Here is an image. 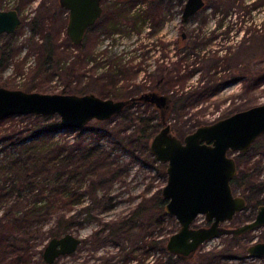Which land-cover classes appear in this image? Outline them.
Segmentation results:
<instances>
[{
	"label": "rangeland",
	"instance_id": "rangeland-1",
	"mask_svg": "<svg viewBox=\"0 0 264 264\" xmlns=\"http://www.w3.org/2000/svg\"><path fill=\"white\" fill-rule=\"evenodd\" d=\"M185 2L173 0L172 10L169 6L162 7L163 14L167 15L161 28L162 42L169 43L177 37L178 45L176 54L168 62L165 53L167 51L170 57V50L163 46L159 61L171 66L173 84L162 87V91L172 93L167 122L180 138L201 124L264 103V0H209L212 5L188 21L182 17ZM1 4L5 9L17 8L22 23L15 32L0 36V86L46 93H94L118 100L153 88L163 74V70H155L159 50L151 54L143 67L139 66L143 58L137 45L149 40V25L139 22L147 6L134 10L124 2L104 1L109 17L117 10L118 19L112 24L117 25L122 34L116 33L108 40L103 31L99 38L89 31L80 50L67 35L68 13L59 0H1ZM137 25L141 27L140 40L134 29ZM129 109L145 118L153 113L146 105L133 104ZM156 110L157 118L148 123V126L159 123L155 134L162 123L160 109ZM125 116V113L116 114L104 121L92 120L81 130L64 129L47 138L43 136L45 140L62 144L76 140L85 144L98 141L115 166L114 175L105 177L108 183L98 188L99 194L108 193L113 198V206L98 212V219L85 222L83 227H73L69 232L81 237L82 244L76 252L60 256L52 264H116L118 257L111 256L116 255L118 247L113 243H122L135 256L140 246L139 255L146 258V263L153 262L160 253L149 246L160 239L166 243L180 227L172 215L163 216L161 226L157 224L156 202L163 197L162 188L168 180L167 163L160 162L150 151L153 136L146 143L140 138L143 133ZM39 118L19 115L0 123V149H9L8 137L18 138L17 133L25 127L34 129L44 123ZM126 139L131 143L125 145ZM232 155L239 167L234 192L248 197L249 201L248 209L225 222L234 227L253 217L257 205L264 203V134L247 152ZM97 182L100 185L101 179ZM83 186L81 191L85 192L88 186ZM82 199L80 205L67 211L68 215L83 216L84 207L93 205L88 193ZM133 211L140 213L135 219H129L123 232L112 234V228L106 225L121 227ZM3 214L4 210L0 209V218ZM58 217L56 214L41 226L39 238L30 244L29 260L20 264H44L43 251ZM193 226H206L205 216L199 215ZM3 231L5 234L9 230ZM147 233L152 236L148 238ZM263 239L264 226L236 238L216 237L203 243L197 254L184 264H264V256L251 257L247 251L249 245ZM8 246L2 248L0 243V264H15ZM132 264L140 263L134 259Z\"/></svg>",
	"mask_w": 264,
	"mask_h": 264
},
{
	"label": "water",
	"instance_id": "water-1",
	"mask_svg": "<svg viewBox=\"0 0 264 264\" xmlns=\"http://www.w3.org/2000/svg\"><path fill=\"white\" fill-rule=\"evenodd\" d=\"M60 4L69 9L67 34L80 45L87 29L102 14V0H60ZM204 5L205 0H186L183 19L188 20ZM21 23L17 9L0 10V35L15 32ZM137 100L160 108L164 123L153 135L150 151L160 162L167 163L168 180L162 188L167 200L165 212L180 224L167 239L170 253L190 259L208 240L227 233L244 234L264 225L262 204L254 220L235 228L223 226L247 207L246 199L232 189L237 163L231 154L247 150L264 134V103L199 125L180 138L165 118L171 100L166 94L148 92L115 100L94 93H46L0 86V120L19 115H58L63 129L79 130L92 120L110 119ZM201 214L210 225L194 227ZM81 243V237L72 232L52 237L44 248L43 259L52 264L58 257L76 252ZM247 251L251 257H263L264 242L249 245Z\"/></svg>",
	"mask_w": 264,
	"mask_h": 264
},
{
	"label": "trees",
	"instance_id": "trees-1",
	"mask_svg": "<svg viewBox=\"0 0 264 264\" xmlns=\"http://www.w3.org/2000/svg\"><path fill=\"white\" fill-rule=\"evenodd\" d=\"M79 47L82 50L83 45ZM133 104L146 105L153 109L152 116L145 118L135 115V111L129 109V106ZM152 106L138 101L130 103L119 113L126 114L125 119L135 126L136 130L143 133L140 138H144L146 143L155 134L159 125L156 122L148 126L151 119L157 118V110ZM31 116L40 117L39 119L44 120V123L37 124L34 129H31V126L25 127L17 133L20 135L18 138L8 137L9 149H0V209L4 210L0 218V243L2 248L9 244L8 247L13 256L11 260L15 264L29 260L30 244L39 238L41 226L49 218L56 214L59 216L53 228L54 231H50V238H52L69 232L73 227H83L85 222L98 219V212L113 206V198L108 193H98L101 184L108 183L105 177L113 176L115 170L111 156L103 146L98 141L85 144L81 140H76L74 143L62 144L55 140H45L49 135L64 130L60 118L54 115ZM11 117L0 120V123ZM126 140L125 145L131 143L128 139ZM101 177H104L103 180ZM98 179H101L100 185H98ZM238 179V177L235 179L237 183ZM244 181L246 182V177ZM240 183L242 184V180ZM84 184L88 186L85 192L81 191ZM86 193L93 205L84 207L83 216L68 215L67 211L83 202L82 198ZM156 203L159 212L157 224L161 226L162 217L171 215L164 211L166 200L163 197H160ZM99 208L101 211H97ZM134 212L129 215L130 218L123 221L121 227L112 224L106 226L112 228V234L123 232L129 224V219H135L134 216L140 213L134 214ZM3 229L9 231L4 234ZM151 236L147 233L148 238ZM87 244L94 246L100 243ZM113 244L118 247L116 255L111 256L118 257L116 264H132L134 259L140 264H184L187 262L171 254L163 239L155 240L154 244L149 246V249L158 250L160 255L157 260L147 263L146 258L139 255L140 246L135 256L122 243ZM3 257L6 258L7 255ZM42 263L48 264L45 260H42Z\"/></svg>",
	"mask_w": 264,
	"mask_h": 264
},
{
	"label": "flooded vegetation",
	"instance_id": "flooded-vegetation-1",
	"mask_svg": "<svg viewBox=\"0 0 264 264\" xmlns=\"http://www.w3.org/2000/svg\"><path fill=\"white\" fill-rule=\"evenodd\" d=\"M104 1H106V0H102V8H103V11H102V14H101V16L95 21V23L93 24V25H91L88 29H87V31H86V33H85V36H84V39H83V41L85 40V38H86V35H87V33L89 32V31H92V33L94 34V37L95 38H99V33H100V31H103V34H105L107 37V39L109 40V38L110 37H112V35L114 36L116 33L118 34L119 32H120V34H122L121 32L122 31H119L120 29L117 27V25H114V24H112V21L115 19V18H117L118 17V13H117V10L115 11V10H112L114 13H115V15H117V16H115V15H113V13L111 14L110 13V16L111 17H109V14H107L106 12H105V7H104ZM59 2H60V0H59ZM116 2H119V3H122V2H124V3H126V4H130L129 6H126V7H133V9L135 10V9H139V10H141V9H143V7H141V6H147V10H146V12H144V10H143V13L141 14V19H139V22L140 23H147L148 25H149V27H148V37H149V40H148V42L147 41H144V42H141L140 44H138L137 46H139V48H140V50H142V58H143V61L141 60V63H139V66L140 67H143L144 66V64H145V61H147V59H149V58H151V54L153 53V52H157V50H159V52L157 53V57H155V60H156V65H155V70H157L156 72H160V70H163V74L155 81V83H154V86H153V88H151V89H148V90H144V89H142L139 93H137V94H133V96H131V97H128V98H132V97H137V96H139V95H141V94H143V93H148V92H157V93H159V94H166V95H169V98H171V100H170V105H169V108H167V110H166V114H165V118H166V120L168 119V114H169V111H170V109L172 108V93L171 92H163L162 91V87H167V85H172L173 84V79H172V70H171V66L170 67H168L167 65H164V64H162V63H160L159 61L161 60V53H162V48H163V46L166 48V49H168L169 48V50H170V57H167V55H168V53H167V51H166V53H165V58H166V62H168V60L170 59L171 60V57H172V55L173 54H176V52H177V42H178V40H177V37H173L172 39H171V42H169V43H166V41L165 42H162V37H161V35H162V33H161V28H162V24H163V22L165 23L166 22V18H167V15L166 14H163V11H162V7H165V9L167 8V6H169L170 8L173 6V0H166L165 2H164V0H129V2H128V0H116ZM0 4H1V0H0ZM144 4H146V5H144ZM210 5H212V4H210V2H209V0H205V5H204V7L201 9V10H199L198 12H200V11H203V10H205L207 7H209ZM60 6L61 7H63L61 4H60ZM137 7V8H136ZM64 9H66L67 11V13H68V21H69V9H67V8H65V7H63ZM1 9H5L3 6H2V4H1V6H0V10ZM8 9H12V8H8ZM15 9H17V8H15ZM18 10V9H17ZM170 10H172V8L170 9ZM19 11V10H18ZM197 12V13H198ZM107 15H106V14ZM196 13V14H197ZM195 14V15H196ZM171 15V14H170ZM120 17V16H119ZM124 17H126V16H124ZM138 17H140V15L138 16ZM192 18H194V15L192 16V17H190L189 19H192ZM118 19V18H117ZM188 19V20H189ZM184 20V19H183ZM188 20H186V21H188ZM138 21V20H137ZM185 21V20H184ZM222 22H223V20H222ZM68 24V23H67ZM134 29H137V33H138V36H137V38L140 40L141 39V27L140 26H138L137 25V27H135L134 26ZM134 29H133V33H134ZM66 31H67V29H66ZM136 31V30H135ZM4 34V33H3ZM8 34H10V33H8ZM2 35V34H1ZM0 35V36H1ZM68 35V34H67ZM104 36V35H103ZM70 38V37H69ZM143 39H145V37H142ZM76 45V44H75ZM81 45H84V43L82 42L80 45H76V46H81ZM79 49L81 50V48L79 47ZM150 56V57H149ZM157 58H158V60H157ZM134 61V59H132L131 60V62H133ZM147 80V79H146ZM151 83H153L152 81H150V84ZM149 84V85H150ZM128 98H124V99H128ZM138 101H141V100H137V101H135V102H138ZM135 102H132V103H135ZM143 103H149V102H146V101H142ZM149 104H151V103H149ZM156 109H160V108H157V107H155ZM161 111V110H160ZM160 115H161V112H160ZM161 119V121H162V117L160 118ZM168 123V122H167ZM164 126V123L162 122L161 123V128ZM172 131L174 132V130H173V128H172ZM187 135V134H186ZM261 137V136H260ZM259 139V138H258ZM257 139V140H258ZM256 140V141H257ZM255 141V142H256ZM254 142V143H255ZM253 143V144H254ZM253 144H252V146H253ZM251 146V147H252ZM250 147V148H251ZM250 148H248L247 150H245V151H236L237 153H245V152H247ZM233 153H235V152H233ZM232 153V154H233ZM231 154V155H232ZM233 156V155H232ZM234 157V156H233ZM235 158V157H234ZM235 160H236V158H235ZM236 163H237V161H236ZM238 175H239V167H238V164H237V173H236V175H235V177L233 178V180H232V182H231V185H232V189H233V184L236 182L237 183V181H235V179L238 177ZM233 191H234V189H233ZM234 194H235V192H234ZM235 195H239V194H235ZM241 196H243L245 199H246V202H247V207L245 208V209H248L249 208V201H248V197H246V196H244V195H241ZM164 198V197H163ZM165 199V198H164ZM166 200V199H165ZM167 201V200H166ZM262 204H264V203H260V204H258L257 205V208H256V211L254 212V216L253 217H251V218H249L248 220H246L243 224H245V223H247V222H250V221H252V220H254L255 219V217H256V215H257V213H258V208H259V206L260 205H262ZM255 210V209H254ZM244 211V210H243ZM243 211H240V212H238L236 215H238L239 213H241V212H243ZM236 215L234 216V218L236 217ZM233 218V219H234ZM232 221V220H231ZM227 222V221H226ZM229 222V221H228ZM210 225V223H207L206 222V226H209ZM240 225H242V224H240ZM240 225H237V226H234V227H232V226H227L225 223H223V226L224 227H228V228H235V227H238V226H240ZM262 226H264V225H262ZM250 232V231H249ZM246 233H248V232H246ZM245 234V233H244ZM225 235H231V236H234L235 238L236 237H239V236H241V235H243V234H240V235H233V234H231V233H227V234H224V235H222V236H225ZM209 241V240H208ZM207 242V241H206ZM256 242H264V239L263 240H258V241H256ZM255 242V243H256ZM82 244V243H81ZM80 244V245H81ZM80 247V246H79ZM79 249V248H78ZM77 249V250H78ZM198 252V251H197ZM197 252H196V254H197ZM172 254V253H171ZM195 254V255H196ZM174 255V254H173ZM194 255V256H195ZM175 256H177V255H175ZM193 256V257H194ZM177 257H179V256H177ZM192 257V258H193ZM179 258H181L182 260H188V259H184V258H182V257H179ZM192 258H190V259H192ZM189 259V260H190Z\"/></svg>",
	"mask_w": 264,
	"mask_h": 264
}]
</instances>
